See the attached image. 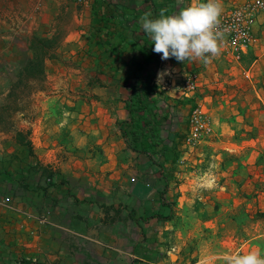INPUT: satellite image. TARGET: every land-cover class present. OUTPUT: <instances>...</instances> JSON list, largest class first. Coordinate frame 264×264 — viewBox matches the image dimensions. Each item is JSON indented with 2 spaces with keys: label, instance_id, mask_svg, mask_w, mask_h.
<instances>
[{
  "label": "crops",
  "instance_id": "1",
  "mask_svg": "<svg viewBox=\"0 0 264 264\" xmlns=\"http://www.w3.org/2000/svg\"><path fill=\"white\" fill-rule=\"evenodd\" d=\"M239 1L241 0H221L222 9L230 8ZM25 2L28 4V0ZM201 2L206 3L207 0H190V4ZM64 3L65 0L46 1L41 6L34 5L36 9L33 8L34 11H23L24 19L17 20L15 12L12 11L7 21L5 17L0 20V29L6 31L12 29L11 32L0 35V38H3L0 39V55L7 56L6 59L1 60L9 61L12 65L24 63V56L19 51L21 37H23L22 43L28 48L30 37L36 32L35 29L38 30V27L55 22L53 17L60 9L63 10ZM91 3L92 0L80 4L83 7L74 11L73 18L79 15L80 19H83L81 21L83 28H79V31L82 33L81 39L84 38V46L77 50L79 55H84L83 58L91 64L96 63L94 69L91 68L86 72L92 75L98 71L103 80L102 85L89 83L91 91L99 95V99L95 101L98 104L96 112L99 114L94 116L91 114L86 118L89 117L91 121L96 116L100 118L98 122L94 121L96 125L84 126L83 135L77 137L73 130L75 126L73 122L76 123V120L60 117L57 114L58 102L50 99L44 110L46 116L29 123L31 134H34L30 136L33 143V157L23 152L22 146L10 135L5 139L7 146L5 150L0 144V170L3 174L8 175L16 169L25 171L28 162L36 161L41 167L52 171V183L45 190L24 189L15 179L10 182L8 178L3 179L0 176V264H16L20 260H23L22 264H185L182 263L181 257L174 261L169 256L166 257L164 255L166 245H159L156 241L159 236L167 233L166 228H171L169 220L162 213L168 211L170 199L180 198L173 197L172 192L176 191V187L179 188L181 183L175 186L176 182L172 181L178 176L175 177V170L169 162L160 166L153 161L156 155L149 158L145 152H138L128 147L117 124L115 125L116 119L120 120L128 116L124 100L128 90L118 87L111 81V76L107 75L113 71L111 64L116 60L104 51H99L94 42L89 43ZM51 10L56 12L48 18ZM130 14L132 15L131 10ZM131 15L129 16L131 20L128 22L130 28L125 25L120 26L119 31L114 34L117 44L123 31L130 34L135 28L140 33ZM258 22H260L259 14L254 22L257 39L249 45L239 60H234L230 53H225L221 42H219V54L227 60H224L227 65H224L222 70L223 74L228 75L229 81L245 83L242 78L245 77V72L248 71L250 77V70H253L252 76L253 73L258 76L257 78L253 76L254 80L261 81L259 85L261 91L264 90L262 89L264 44L258 37ZM10 25L19 26L13 29ZM73 31H70L68 36ZM44 35L46 33L41 36ZM66 44L70 47L65 41L62 47ZM129 46L127 41H120L117 45L118 48L124 49V56L119 59L123 66H126L130 54ZM52 64L57 66L54 59L45 58V73H49ZM160 64L155 72V82L159 86L162 78L166 76L165 71L171 74ZM197 73L198 78L199 72ZM158 74L162 77L159 83ZM215 74L213 73L214 76ZM109 98L114 104L107 107L105 102ZM201 98L205 100L204 103L207 102L206 96ZM175 99L183 98L176 96ZM202 99H193L188 113L190 114L196 103H200L209 115L213 128L211 134L216 135L217 142L223 147L225 144H231L227 138L239 133L235 131L237 127L230 128L234 121L231 119L233 115L227 113L228 106L212 103L215 106L208 112ZM91 102L95 104L93 100ZM92 109L93 107L91 109L87 107L85 112L91 110L92 113ZM212 111H216L217 117L211 116ZM68 114L72 115L70 111ZM64 128L66 132L63 131ZM91 142L99 144L102 148L99 149L101 158L96 159L98 152L94 157L92 155L90 157L92 152L89 151L86 152L85 158L81 159L82 157L74 152L75 146L83 144L91 146ZM180 152L178 160L183 150ZM232 163L231 158L224 161L226 171L222 170L224 179L220 191L223 195L235 199L237 192L247 191L249 186L254 187L255 184L257 185V180H251L255 175V171L251 169L248 173L245 170L244 176L242 174L237 176L240 168L233 166ZM177 174L179 175L178 172ZM38 179L40 184L45 185L43 182L47 177L40 175V169L30 176L31 186H37ZM78 179H81L80 185L74 184ZM49 208L51 213L45 220H41L39 214Z\"/></svg>",
  "mask_w": 264,
  "mask_h": 264
},
{
  "label": "rangeland",
  "instance_id": "2",
  "mask_svg": "<svg viewBox=\"0 0 264 264\" xmlns=\"http://www.w3.org/2000/svg\"><path fill=\"white\" fill-rule=\"evenodd\" d=\"M25 1L0 0V12L3 13L0 20L5 17L7 21L12 11L15 12L17 20L24 19L23 11L27 12L33 8L36 10V5L41 6L46 1L52 2V0H28L27 4ZM185 3L189 6L190 0L184 1ZM64 4L63 10L60 9L53 17L55 22L38 27V30L35 29L36 32L33 33L40 36L46 33L44 36L53 37V54L49 57L55 60L57 66L52 64L49 73H44L42 79L31 83V86L27 88L29 92H26L18 101L21 111L18 110L12 116V120L17 126L30 129L29 138L34 135L31 134L29 123L46 116L44 110L50 99L58 102L57 114L60 117L76 120V123L73 122L75 124L73 130L77 137L83 135L84 126L96 125L97 123L94 121L98 122V118H100L96 116L93 121L89 120V117L86 118L91 114L92 116L99 114L96 112L98 104L95 102L99 99V95L91 91L89 83H91L92 75L87 74L91 68H95L96 63L91 64L83 58L84 55L80 56L77 51L82 48L81 46H84V38L81 39L82 33L79 31V28H83L81 22L83 19H80L79 15L73 18V14L83 6L75 0H65ZM55 12L56 10H51L48 18H51L50 16ZM259 21L257 23L259 26L258 37L264 44V12L259 14ZM10 26L17 29L19 25ZM11 30L0 29V35H5ZM70 31L73 32L68 36ZM66 36L67 38H65ZM63 41L70 47L67 44L62 47ZM22 42L23 37L20 39L19 51L23 54L25 63L31 56V51ZM4 58L6 59L7 56L1 54L0 102L3 103L7 99V92L17 71L24 64L12 65L9 61L1 60ZM160 60V66H164L171 72V81L168 87L163 90L167 91V95L183 99L170 117L169 124L165 125L162 131V135H166L168 132V136L173 137L177 144L174 148L178 155L172 167L176 173L175 177L178 176V178L172 179V181L176 182L175 186L178 183L181 184L179 188L176 187V191L172 192V196L180 198L169 200L171 204L168 205V211L162 215L169 220L171 228H166L167 233L159 236L156 241L159 245H166L164 251L166 257L169 256L172 261L181 257L183 258L182 263L185 264L194 262V264H226L225 256L236 253L247 254L250 251H257L264 257V215L260 213L264 211V90L259 91L261 81L254 80L253 76L255 78L258 76L256 77L255 73L252 76L253 70H250V77L242 75L245 83L229 81L228 75L223 74L222 70L224 65H227L224 60H227L220 54L210 57L207 64L202 61L180 62L174 57ZM189 70L199 72L197 87L194 91L184 90L181 92V78ZM213 73H216L215 76ZM204 96L207 97L206 103L201 98ZM193 99H202L201 101L205 104L208 112L211 107L215 106L212 103L227 105V113L230 112L229 114L233 115L231 119L234 121L230 128L237 127L235 131L239 135L235 134L232 138L230 135L227 139L231 144H225L224 147L220 142H217L218 138L214 133L201 136L199 142L186 152L183 161L179 162L180 151L186 147L188 108ZM111 104H114L112 99H107L105 105L108 107ZM87 107L90 109L93 107L92 113L91 110L85 112ZM67 111H70L72 115L69 116ZM211 116L217 117L216 111H212ZM117 121L116 119L115 125ZM65 129L64 132H66ZM8 135L10 134L0 131V142L2 141L0 144L4 150L7 147L5 139ZM91 143V146L76 145L74 152L79 154L81 159L85 158L86 152H92L90 157L91 155L94 157L98 152L96 159H100L102 155H100L99 149L102 148L99 144ZM228 158L233 159V166L240 168L237 176H241L240 174L244 176L245 170L248 173L251 169L253 172L255 171L251 180H257V185L255 184L254 187L249 186L247 191L237 192L235 199L223 195V192L220 191V185L224 179L222 170L226 171L224 161ZM89 178L91 179L90 176ZM80 180H75L74 184L80 185ZM47 181L45 180L43 183L46 184ZM49 211L51 213L50 208Z\"/></svg>",
  "mask_w": 264,
  "mask_h": 264
},
{
  "label": "trees",
  "instance_id": "3",
  "mask_svg": "<svg viewBox=\"0 0 264 264\" xmlns=\"http://www.w3.org/2000/svg\"><path fill=\"white\" fill-rule=\"evenodd\" d=\"M184 1L189 0H92L91 3L89 43L94 42L99 51H104L116 60L111 64L113 71L107 75L111 76V81L118 87L128 90L124 99L128 116L117 121L118 129L128 147L138 152H145L149 158L156 155L153 161L160 166H164L165 162L173 165L177 159L178 152L174 148L177 146L176 142L173 137L168 136V132L162 135V131L165 125L169 124L170 117L181 100L167 95L155 82V72L160 64L161 54L153 51L154 44L143 32L140 20L146 13L152 14L151 19L159 18L162 10L165 15L178 14L187 6ZM130 15L134 19L135 26L139 27L140 33L135 28L130 34L123 31L117 44L114 34L119 31L120 26L125 25L130 28L128 23L131 20ZM120 41H127L130 45L126 66L119 62V59L124 56V49L117 47ZM53 42V37L37 34L30 37L28 48L31 56L17 71L7 92L6 101L0 102V131L9 133L10 137L22 146V151L27 152L31 157L34 153L29 138L30 129L17 126L12 116L18 110L21 111L18 101L26 92H29L27 88L31 86V83L44 77L45 58L53 54ZM97 72L92 74L91 83L102 85L103 80ZM38 169H40V175L47 177L48 181L42 185L38 179L37 186L33 187L29 179ZM0 176L3 179L8 178L10 182L15 179L24 189L45 190L52 183V171L41 167L37 161L28 162L25 171L16 169L7 175L0 170ZM260 213L264 215V211ZM22 261L16 264H22Z\"/></svg>",
  "mask_w": 264,
  "mask_h": 264
},
{
  "label": "clouds",
  "instance_id": "4",
  "mask_svg": "<svg viewBox=\"0 0 264 264\" xmlns=\"http://www.w3.org/2000/svg\"><path fill=\"white\" fill-rule=\"evenodd\" d=\"M222 13L221 0L190 4L175 15L151 19V13L141 17L142 30L152 40L153 51L161 54L162 60L175 58L177 61H202L209 63L210 57L220 53L218 41L222 33L218 30ZM162 77L158 74V83ZM226 264H264V257L257 251L247 254L225 256Z\"/></svg>",
  "mask_w": 264,
  "mask_h": 264
},
{
  "label": "built area",
  "instance_id": "5",
  "mask_svg": "<svg viewBox=\"0 0 264 264\" xmlns=\"http://www.w3.org/2000/svg\"><path fill=\"white\" fill-rule=\"evenodd\" d=\"M83 4L90 0H75ZM264 11V0H241L230 8L222 9L219 17L218 30L222 33L220 41L225 48V53H230L234 60H239L243 52L256 39L254 29L255 17ZM166 76L160 81V87H168L171 74L166 70ZM197 72L188 71L182 78L180 88L181 92L193 91L197 87ZM245 77L249 72H245ZM212 125L208 113L200 103H196L188 116V129L185 134V149L179 157V162L183 161L188 150L199 142L201 136H207L212 133ZM50 211L44 210L39 214L41 220H45Z\"/></svg>",
  "mask_w": 264,
  "mask_h": 264
}]
</instances>
